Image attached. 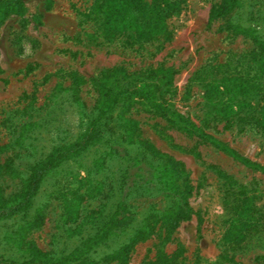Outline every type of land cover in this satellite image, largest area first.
<instances>
[{"label":"rangeland","instance_id":"rangeland-1","mask_svg":"<svg viewBox=\"0 0 264 264\" xmlns=\"http://www.w3.org/2000/svg\"><path fill=\"white\" fill-rule=\"evenodd\" d=\"M21 1L22 11L0 24V160L11 159L22 178L28 177L35 165L46 161L57 144L75 142L85 128L87 119L64 91L71 82L68 73L84 78L80 98L86 114L93 117L99 101L93 81L104 69L124 66L134 72L149 66L171 67L176 72L174 95L163 98L178 114L199 125L206 109L204 83L194 74L214 64H225L231 69L240 54L253 48L249 40L222 31L221 21L208 22L210 8L219 0H155L160 4H177L165 23L172 33L171 39L158 53L148 47V53L139 54L116 49L119 41H114L115 49L107 50L86 39L96 30L88 16L96 15L100 0ZM56 96L62 100L60 111L53 113ZM132 114L140 122L142 138L153 144L160 155L143 160V149L122 143L115 120L108 121L96 144L63 161L43 178L27 209L0 220V256L23 261L28 255L25 242H31L44 253L55 252L56 256L83 248L82 256L77 253L81 259H99L111 252L124 240V234L108 233L101 238V231L92 225L96 219L104 223L119 199L126 197L134 215V222L125 228L126 232L139 226L151 210L181 200L180 195L159 188H125L120 195L106 196L115 187L113 181H121L122 173L126 171L128 177V172L136 174L138 168L144 171L149 163L161 165L173 160L182 164L179 183L192 186L186 202L195 215L181 222L166 241L152 238L138 243L126 264H153L161 255L173 257L174 264H217L223 252L227 188L218 172L233 178L234 190L244 186L251 191L257 207L264 213L263 173L253 172L207 146L198 147V159L190 153L194 141L187 135L167 130L171 137L168 141L150 126L152 114L143 107H135ZM44 118L48 121L43 124ZM34 121L42 126L21 133L23 126ZM220 128L221 125L217 127ZM215 136L264 167L261 136L240 134L235 129ZM101 158L105 160L100 161ZM0 184L5 197L13 196L21 188L17 179L8 177L1 179ZM142 189L149 191L144 195ZM35 210L42 212V224L23 232V243L16 245L11 237ZM88 243L90 247L86 250ZM229 264H264V229L256 234L247 250L234 253Z\"/></svg>","mask_w":264,"mask_h":264},{"label":"trees","instance_id":"trees-1","mask_svg":"<svg viewBox=\"0 0 264 264\" xmlns=\"http://www.w3.org/2000/svg\"><path fill=\"white\" fill-rule=\"evenodd\" d=\"M96 7V15L91 13L88 16L90 21L93 20L96 30L86 38L90 39L94 46L111 50L115 49L114 41H119L121 44L116 49L122 52L148 53L147 48L153 47L158 53L164 43L171 39L172 33L165 23L172 17V11L177 4H160L155 0H100ZM22 9L21 0H0V24L10 15L19 14ZM216 21L222 22L221 30L227 35L247 39L253 48L240 54L231 69L225 64H214L204 66L194 74L195 78H201L204 83L206 109L199 125L182 117L174 110L173 105L163 98L165 95H174L176 72L171 67L149 66L134 72L124 66L104 69L93 81L95 92L99 94L93 117L86 114L85 105L80 98L84 78L70 72L68 77L71 82L64 91L69 93L71 102L79 106L80 113L87 119L85 128L75 142L57 144L52 155L41 164L35 165L26 178L20 176L11 159L0 160V182L8 177L17 179L21 185L19 192L5 197L0 184V220L27 209L43 178L63 161L96 144L100 140V130L109 124L108 121L115 120L122 143L143 149V160L149 159L151 155H160L154 145L141 136L140 122L132 114V110L137 106L152 114L150 119L153 123L150 126L168 141H171V137L166 134L167 130L184 133L193 140L194 145L190 148V153L198 159V147L207 146L253 172L264 174L263 166L244 157L215 136L235 129L240 134L254 133L264 138V0H219L211 6L208 15L209 23ZM155 43H158L157 47L154 46ZM61 100L59 96L55 97L51 112L60 111ZM47 121L48 119H45L43 124ZM219 125L221 128L217 129ZM40 126L42 125L39 121L31 122L22 127L21 133ZM19 137L22 138V134ZM104 160L101 158L100 161ZM147 166L144 171L138 168L133 175L128 172V177L125 171L119 177H122L120 182L112 180L115 187L111 186L106 196L120 195L125 188H159L172 191L174 196L180 195L181 200L172 203V206L151 210L139 226L126 232L128 230L125 228L134 222V215L130 211L131 207L126 204V197L119 199L115 210L104 223L96 219L92 225L101 231V238L108 233L124 234V240L111 252L103 254L99 259H81L77 258V253L82 256L85 250L83 248L76 253L56 256L55 252L44 253L31 242H25L24 244L28 245V255L23 261L14 262L0 256V264H126L138 243L152 238L168 240L181 222L195 215L186 202L193 188L184 185V181L183 185L179 183L183 171L179 162L169 160L161 165L149 163ZM218 174L224 179L227 188L224 200L226 214L223 223V252L217 264H229L234 253L247 250L256 234L264 229V213L257 207L255 195H251V191L244 186L234 190L236 182L233 178L223 172ZM140 191L145 195L149 190ZM42 222V212L35 210L30 220L22 224L11 237V241L21 246L22 233L40 226ZM81 226L83 227V224ZM85 247L87 250L90 243ZM153 264H174L173 257L161 255Z\"/></svg>","mask_w":264,"mask_h":264}]
</instances>
